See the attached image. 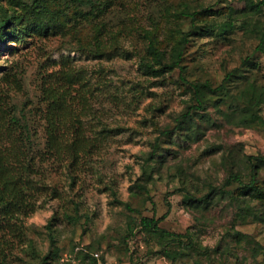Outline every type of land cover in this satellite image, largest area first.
<instances>
[{
  "label": "rangeland",
  "instance_id": "374dc122",
  "mask_svg": "<svg viewBox=\"0 0 264 264\" xmlns=\"http://www.w3.org/2000/svg\"><path fill=\"white\" fill-rule=\"evenodd\" d=\"M244 2L116 0L100 17L87 13L89 5L71 3L61 15L65 30L29 40L10 37L0 45V75L12 64L18 66L35 107L40 105V73L47 70L75 65L86 68L93 83L109 78L113 86L108 90L114 97H104L105 89L94 103L116 127L75 183L65 167L55 165L54 182L62 198L47 200L23 218L27 239L7 248L4 264H41L52 237L59 251L47 264H264V164L257 172L263 193L233 197L239 186L251 180L248 157L264 155V125H236L224 114L248 100L246 95L236 96L251 82L264 90V11L243 9ZM203 7H211V13L198 15L194 22L184 13ZM229 20L234 30L221 29ZM102 21L111 31L98 44L95 28ZM123 25L128 29H121ZM156 27L162 39L170 29L190 32L183 49L189 80L217 85L228 72L235 73L227 82L234 96L218 105L211 101L205 115H196V122L185 124L182 131L177 121L194 102L191 86L177 68L161 76L139 69L147 31ZM171 46L172 42L165 44L169 50ZM28 118L37 128V143L42 144V122L35 123L30 111ZM156 141L160 148L147 163ZM231 172L238 173L241 181L224 185ZM138 182L147 189L132 187ZM212 185L229 191L213 192L206 206L185 196L188 191L202 196ZM166 212L161 226L182 240V246L167 247L175 256L165 254L157 239L140 227L131 230L129 223L132 216L160 217ZM183 246L187 254L180 255Z\"/></svg>",
  "mask_w": 264,
  "mask_h": 264
},
{
  "label": "trees",
  "instance_id": "16d2710c",
  "mask_svg": "<svg viewBox=\"0 0 264 264\" xmlns=\"http://www.w3.org/2000/svg\"><path fill=\"white\" fill-rule=\"evenodd\" d=\"M115 1L0 0V45L7 43L10 37H15L16 41L29 40L32 37L48 36L56 31L65 30L61 15L71 3L74 6L79 2L89 5L87 13L93 17H100V13L110 10L115 5ZM242 7L253 13H261L264 11V0H245ZM210 9L211 7L187 9L184 13L190 15L194 22L199 18L198 15L211 13ZM121 29L128 28L123 25ZM221 29L233 31V23L230 20L226 21ZM95 30V40L98 44H102L103 37L109 34L111 28L109 30L107 23L102 21L100 25L96 24ZM147 33L148 36L145 37L148 43L144 47V53L140 55L139 69L147 75L161 76L177 68L181 78L188 82L193 90L194 102L188 104L186 111L177 121L179 127L181 126L180 131L184 129L185 124L191 126L196 122V115L201 113L198 118L204 116L211 101L214 105H218L234 96L227 84L234 77V70L228 72L217 85L210 80L195 82L188 79L187 65L183 63V49L190 35L189 31L183 32L179 28L170 29L169 36L165 39L160 37L158 27ZM261 41L264 42V31ZM171 42V49L165 48V44ZM12 66L10 70L0 75V263L2 264L7 257V248L21 245L27 239L23 218L34 213L47 200L62 198V192L54 182L55 165L61 164L65 167L68 178L75 183L79 172L85 171L94 157L100 155L116 128L111 126L109 120L104 118V111L95 107L94 103L98 93H103L105 89L108 90L113 86L109 78L103 83H93L94 78L89 75L86 68L75 65L65 64L56 70H47L40 73V105L35 107L30 97H27L23 71L17 70L18 66L15 67V64ZM106 93L108 94L104 97H114L109 90ZM243 95L248 96V100H245L242 106L237 104L232 112L224 114L236 125L251 126L255 123L264 125L262 114L264 90L257 88V85L251 82L248 87L242 88L236 97L241 98ZM22 96L24 98L19 102L18 97ZM29 111L35 116V123L37 120L42 122L44 130L42 144L36 141L37 128H34L33 120L28 118ZM236 112L239 114L236 115ZM159 148L160 143L154 142L147 163L156 157ZM248 161L252 166L251 180L239 186L233 197L263 193L257 181V172L264 164V155H250ZM238 181H241V176L231 172L226 177L224 185ZM134 186L139 191L147 189L145 183L138 182L132 187ZM228 191L212 185L210 191L202 196H196L189 191L185 192V196L198 205L206 206L211 201L210 195L213 192L216 195H223ZM171 193L173 192H169L168 195ZM167 203L170 206L169 200ZM166 215L167 212L160 217L144 215L139 219L137 216H132L129 223L131 230L133 227H140L151 238L157 239L165 254L175 256L167 247L173 244L182 246V240L178 234L161 226L160 222ZM189 240L192 242V239ZM55 243L56 239L52 237L51 249L42 255L41 264L49 263L58 255L59 248ZM184 254L187 252L183 246L180 255ZM85 255L89 257L88 254Z\"/></svg>",
  "mask_w": 264,
  "mask_h": 264
}]
</instances>
